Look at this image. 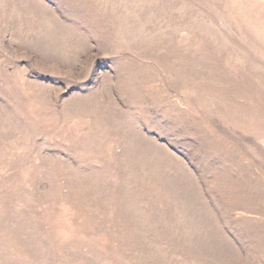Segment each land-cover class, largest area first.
I'll return each mask as SVG.
<instances>
[{
	"label": "rangeland",
	"instance_id": "obj_1",
	"mask_svg": "<svg viewBox=\"0 0 264 264\" xmlns=\"http://www.w3.org/2000/svg\"><path fill=\"white\" fill-rule=\"evenodd\" d=\"M0 264H264V0H0Z\"/></svg>",
	"mask_w": 264,
	"mask_h": 264
}]
</instances>
